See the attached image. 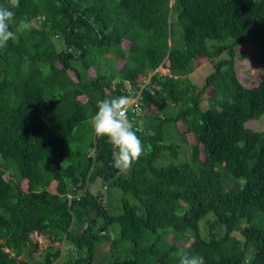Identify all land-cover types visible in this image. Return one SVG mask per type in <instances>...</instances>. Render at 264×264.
<instances>
[{"label": "trees", "instance_id": "16d2710c", "mask_svg": "<svg viewBox=\"0 0 264 264\" xmlns=\"http://www.w3.org/2000/svg\"><path fill=\"white\" fill-rule=\"evenodd\" d=\"M12 10L11 30L31 27L0 48V264H92L102 242L127 243L116 264H179L180 249L204 264H264V75L245 86L235 69L237 46L264 53V0H19ZM212 59L200 88L172 75ZM160 66L171 75L144 84ZM139 90L128 115L145 150L121 172L91 118L98 100ZM97 179L107 197L122 192L119 211Z\"/></svg>", "mask_w": 264, "mask_h": 264}, {"label": "clouds", "instance_id": "9594fccd", "mask_svg": "<svg viewBox=\"0 0 264 264\" xmlns=\"http://www.w3.org/2000/svg\"><path fill=\"white\" fill-rule=\"evenodd\" d=\"M17 7H19V0H8L7 7L0 5V48H6L9 40H17L18 33L31 27L26 21L20 20L16 30H11L10 26L14 23L15 18V12L12 9ZM157 71V69L151 70L144 80L149 82L151 76ZM228 102L234 103L235 101L229 99ZM133 103L132 98L125 95L98 100L96 112L91 118V125L95 135L97 137H106L113 147L112 167L121 172L128 171L145 150L141 139L137 136L136 130H134L133 121L129 119L128 113ZM107 206L110 208L109 203ZM34 234L41 236L42 240L40 243L34 239ZM31 238L41 247L46 243V238L41 232L34 231L31 233ZM0 243L7 251L8 248L5 246L3 239H0ZM175 255L179 258V264H204L203 256L185 249L178 250ZM27 261H29V257Z\"/></svg>", "mask_w": 264, "mask_h": 264}, {"label": "rangeland", "instance_id": "374dc122", "mask_svg": "<svg viewBox=\"0 0 264 264\" xmlns=\"http://www.w3.org/2000/svg\"><path fill=\"white\" fill-rule=\"evenodd\" d=\"M169 20L173 23L174 22V17L170 16ZM180 30V29H179ZM174 31H176V34L174 33ZM181 31V30H180ZM178 29L176 30L174 28V26L172 27V38H173V43L174 45L181 40V32L179 35H177ZM214 42V40H208V43ZM236 58H235V69H236V74L238 79L245 85V86H251L254 84H257L260 81V78H262V76L264 75V53L260 52V50L258 48H254L252 45L250 44H245V45H239L237 46L236 49ZM224 54H222L219 57H216L217 59H222L224 58ZM215 58V60H216ZM214 59L212 60H206L203 63L195 66L193 65L191 67V70L189 72H180V71H176L173 72L172 75L174 77H184V78H188L189 80H191L192 82H194L199 88L201 86H203L204 82H205V77L211 72L213 71V63L215 61ZM158 71L162 72V73H168L170 74V72L164 68V67H159L157 69ZM171 75V74H170ZM212 94V89H208L204 92V98L201 102V104H206L207 102V97L210 96ZM176 110V109H175ZM174 110V111H175ZM260 124V128L264 125V118L261 121ZM172 131V130H170ZM171 139L172 140H176L174 137V133H172L171 135ZM193 142V137L187 136V144H191ZM182 145V149L185 152V154L183 155L184 157L188 155V151H187V146L186 144L181 143ZM96 186H95V191L96 190H101L103 193V197L104 199L107 200H112L111 203L117 205V207H110L109 210H111L112 212H117L120 210V198L122 195V192L117 190V191H113L111 193V197H107L108 195L106 194V190L103 189V186H101V183L99 181V179H97L95 181ZM119 191V192H118ZM117 201V202H116ZM111 227H108L110 230L109 237H116L118 235V229L119 226L118 224H111ZM204 229V221L201 222V229ZM107 235V234H106ZM34 239L37 240L39 243L42 240L40 235L34 234L33 235ZM100 243V241L98 242ZM2 245V243H1ZM108 243L107 242H102L99 244V247L96 249V254H94V261L92 264H104V261H108L111 262L113 264H116L117 262L121 261L126 253V250L128 248L127 243L126 244H121V246H119L116 250L113 251H105L103 249L107 248ZM62 254L63 255H72L73 252L70 253L71 250H74V248H72V246L65 242L62 245ZM20 259H23V261H27L28 260V256L26 254H23L21 257H18Z\"/></svg>", "mask_w": 264, "mask_h": 264}, {"label": "built area", "instance_id": "2783aa9c", "mask_svg": "<svg viewBox=\"0 0 264 264\" xmlns=\"http://www.w3.org/2000/svg\"><path fill=\"white\" fill-rule=\"evenodd\" d=\"M146 83H148V81L147 80H144V84H146ZM141 88H143V86ZM128 96L131 97L132 100H133V102H134L133 105H132V107H131L132 111L134 113H137L141 109L140 106H139V104H138L139 101L141 100L140 90L137 91V92H131V94L128 95Z\"/></svg>", "mask_w": 264, "mask_h": 264}]
</instances>
